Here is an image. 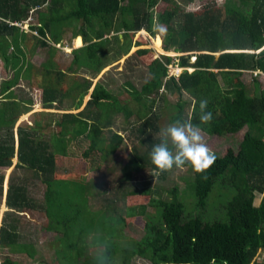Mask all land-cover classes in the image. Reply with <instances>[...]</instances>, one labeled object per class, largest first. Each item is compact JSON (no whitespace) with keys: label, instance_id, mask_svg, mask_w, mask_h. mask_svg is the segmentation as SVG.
Listing matches in <instances>:
<instances>
[{"label":"trees","instance_id":"trees-1","mask_svg":"<svg viewBox=\"0 0 264 264\" xmlns=\"http://www.w3.org/2000/svg\"><path fill=\"white\" fill-rule=\"evenodd\" d=\"M156 2L0 0V59L3 68L12 71L0 83V167L10 166L15 156V167L30 171L34 179L44 184L42 201L37 207L47 219V230L61 239L60 248L53 251L57 264H96L97 252L104 253L105 264H128L132 256L144 258L150 264H250L258 250L264 253V199L259 205L253 203L255 194L264 189V84L259 80L264 77V0H249L248 9V0H223L221 6H208L196 12L178 10L173 5L165 7L156 18L165 29L161 44L159 39L157 45L164 51L181 53L177 55L176 65L182 70L177 76H167L166 65L172 57L160 54V58L151 57L146 68L148 77L139 88L125 83L129 87H124L129 94L127 100L113 97L112 90L98 79L86 103L75 114L43 111L42 125L36 122L18 125L15 132L12 126L5 125L13 117L10 89L16 85L24 67V49H31L32 39L27 37L30 31L35 32L38 45L49 47L50 42L59 43L61 33L70 28L74 47H79L82 41L88 50L94 40L100 39L95 44L99 50L101 40L102 44L107 42L103 38L108 35L115 40L113 60H117L128 52L137 31L153 34L148 5ZM30 13L35 14L37 24H29L28 33L21 29L20 23ZM118 14L119 34L113 30ZM177 16L176 25L170 24ZM144 41L140 35L135 37L133 45ZM136 51L146 53L147 49ZM190 56L194 57L193 61L189 60ZM98 61L95 72L106 65ZM245 70L256 72L250 89L240 80ZM57 74L62 76L61 71ZM90 86L91 80L83 77L59 92L43 81L40 106L77 109ZM166 95L176 98L171 104L170 122L191 117L193 123L199 124L198 104L207 99L214 119L209 125H200L205 134L223 137L246 128L235 150L215 153L217 159L206 173L197 174L191 169L189 178L183 179L184 197L178 196L181 190L176 185L167 197H162L155 188L129 189L124 194L126 198L142 199L135 203L124 201L123 217L115 216L106 212L107 207H87L83 178L56 177L57 155H80L91 161L109 155L122 142L112 129H106V141L98 136L102 130L96 125L100 111L123 110L121 113L127 117L128 106L136 105L135 119L123 128H129L133 146L121 170L134 174L147 169L144 178L164 179L166 172L155 168L149 153L159 142L155 136L159 127L158 108L153 105L159 101L165 109ZM64 98L67 101L62 105ZM192 101H196L195 108ZM111 122L113 117H108L104 128ZM90 124H94L93 130ZM40 127L48 131V138H36L35 130ZM2 178L0 174V192ZM4 205L6 210L0 219V264H17L6 252H24L29 257L34 253L27 249L28 243L20 240L17 212L35 207L23 180L8 178ZM148 206L151 211H146ZM124 217L140 222L137 237L119 239L116 223L124 222ZM261 262L264 263L263 258L253 260L252 264Z\"/></svg>","mask_w":264,"mask_h":264},{"label":"rangeland","instance_id":"rangeland-1","mask_svg":"<svg viewBox=\"0 0 264 264\" xmlns=\"http://www.w3.org/2000/svg\"><path fill=\"white\" fill-rule=\"evenodd\" d=\"M169 2L157 0L153 5H148V9L152 12V31L153 34H147L146 32H136L132 36L128 52L121 56L117 60H113L115 57V40L113 37L106 35L103 39L107 42L102 44L99 50L96 49L95 44L100 40H94L91 43V47L88 50L84 44L79 47H74L73 38L71 37V30L67 28L65 32L61 33V38L59 43H49V47L38 45L34 36L35 32L30 31L31 49L25 50L24 67L22 69L21 75L18 78L16 85L12 86L10 89L12 95V105L10 107L13 117L5 125L12 126L13 132L18 125H32L36 122L38 125H42L44 122V117L42 115L43 111L57 112L54 109H44L40 106V91L41 83L43 81L51 83L57 91L62 92V90H67L70 86L72 87L75 82H80L83 77L86 79L90 78L93 80H98L101 77L100 82H102L105 87L108 86L112 90V93H116L118 98L123 95L126 96L125 90L121 89L120 85L124 81H130L135 88H139L141 83L148 77L146 68L150 59L153 57H159L160 54L168 55L172 57L169 64L171 67L177 61L178 52L164 51L157 45L160 39L161 44V33L157 26H161L157 23L156 18L164 10L170 6L178 7V10L196 12L200 11L204 7H217L221 6L223 0H168ZM248 6L250 7V2L248 0ZM67 8L65 6L64 10ZM179 16H177L170 24L176 25V21H179ZM35 14L30 13L29 16L21 21V29L23 31H29V24L36 23ZM37 24V23H36ZM73 25V23H71ZM77 26V25H76ZM25 28V29H24ZM120 18L119 14L116 15L113 22V30L116 33H120ZM29 33V32H28ZM145 38L144 42L139 45H133L135 37L139 36ZM48 36V34H47ZM151 40L153 42V47H151ZM147 49L146 53H138V49ZM10 48L7 49V52ZM96 56L95 60L93 58ZM98 57V58H97ZM152 57V58H151ZM160 58V57H159ZM106 62L100 71L95 72L99 61ZM191 58H189L190 60ZM167 64V69L169 67ZM178 68V67H177ZM62 72V76L58 77L57 72ZM169 71V70H168ZM11 69L3 68V61L0 59V83L11 76ZM95 74V75H94ZM254 71L245 70L240 75V80L244 82L250 89L252 87V79L255 77ZM94 75V76H93ZM260 82L264 84V77L259 78ZM129 89V87H127ZM120 96V97H119ZM185 96V94H183ZM186 97V96H185ZM175 97L172 95H166V108L162 102L157 101L153 107L158 110L157 112V124L158 132L155 134L159 138V132L162 127L170 122L173 106L171 104L175 101ZM10 101V99L6 100ZM64 98L62 105L66 103ZM136 107V105H133ZM61 112V111H60ZM75 112V111H73ZM104 115V114H103ZM110 116V112H108ZM115 121L117 122V118ZM101 117V116H100ZM105 115L97 121V126L101 130L98 136L106 141L107 130L102 126ZM120 121V120H119ZM94 124H90V130H93ZM56 130V127H54ZM246 128L243 127L241 130L235 134H227L223 137L216 135H205V139L208 147L216 154H223L225 152L235 150L237 143L242 137V133ZM36 138H48V131L43 127L35 130ZM123 134V133H122ZM125 135V134H124ZM93 137L96 135L92 134ZM136 143V141H135ZM138 143V142H137ZM132 140L125 137L122 140V144H119L117 148L111 152L109 155H101L100 159L91 160L89 158H84L82 156H61L57 155L55 159V174L56 177L62 179H72L75 177L83 178L86 183V198L87 207L90 209H105L106 212L112 215H122L124 214V201L128 203H135L140 201L142 198L135 196H129L126 198L124 196L125 192L129 189H142V188H155L162 197L168 196V191L176 185L182 189L184 182L183 179L189 178L192 171L191 168L185 166L182 169H173L171 172H166V177L160 179L157 177L144 178L143 175L147 174V169L140 170L138 173H128L122 171L121 168L124 166L125 162L128 160L132 153ZM16 161L15 156L11 159V165L8 167H0V174L3 175L1 183L0 192V219L3 211L6 210L4 205V196L6 192L7 181L10 176L13 178H20L23 180V185L26 188V193L34 203L35 207L25 208L22 211L17 212L19 218V226L21 232L20 240L22 242L28 243L27 249H32L34 251L33 257H29L24 252L22 253H11L6 252V254L17 264H57L54 260L53 251L59 249L61 246V239L57 238L53 231H49L46 228L47 219L43 215L41 209H38V205L41 204L42 194L44 191V184L39 181V179H34L30 171L23 168L15 167L14 163ZM126 184V186L124 185ZM180 191L178 196L184 197V193ZM186 195V192H185ZM187 196V195H186ZM126 198V199H125ZM264 199V189L261 193H257L254 196V205H259ZM113 200V201H111ZM152 208L149 206L146 211H151ZM107 214V213H106ZM110 214V215H111ZM109 215H107L108 217ZM125 221L116 223V231L118 233L119 239H130L135 238L140 234V222L135 218H126ZM113 220V219H111ZM263 255V256H262ZM264 259V253L258 250L255 259ZM252 262L250 264H252ZM111 264H122L121 262H115ZM128 264H150L148 260L132 256L129 259ZM261 264H264L261 262Z\"/></svg>","mask_w":264,"mask_h":264},{"label":"clouds","instance_id":"clouds-1","mask_svg":"<svg viewBox=\"0 0 264 264\" xmlns=\"http://www.w3.org/2000/svg\"><path fill=\"white\" fill-rule=\"evenodd\" d=\"M157 28L160 32L165 30L163 26ZM190 58L193 61L194 57ZM192 103L195 108L196 101ZM208 103L207 99L199 101V124L193 123L191 117H180L160 129L159 142L153 145L149 153L151 163L159 172H171L174 168L189 166L194 173L204 174L214 165L217 156L208 147L200 126L209 125L214 119L213 113L208 110ZM203 178L207 179V176ZM94 259L96 264H105L103 252H97Z\"/></svg>","mask_w":264,"mask_h":264},{"label":"crops","instance_id":"crops-1","mask_svg":"<svg viewBox=\"0 0 264 264\" xmlns=\"http://www.w3.org/2000/svg\"><path fill=\"white\" fill-rule=\"evenodd\" d=\"M181 54V53H180ZM171 65H173V64H171ZM176 65V62L174 63V66ZM177 66V65H176ZM178 67V66H177ZM178 68H181V67H178ZM181 70H182V68H181ZM102 77V76H101ZM101 77H99L98 79H100L101 80ZM90 80H91V86L89 87V89L87 90V93L83 96V98H82V103H81V105H80V107L79 108H77V109H70V110H58V109H54V110H56L57 111V113L58 112H71V113H73V114H75V113H77L83 106H84V104L86 103V101H87V99L89 98V93L91 92V89H92V86L94 85V83L97 81V79L96 80H93L92 81V79L90 78ZM127 82H129V83H131L130 81H124L120 86V88L121 89H123V90H125V88H127L128 86L125 84V83H127ZM101 84H103L102 82H101ZM132 84V83H131ZM133 85V84H132ZM104 87H105V85H104ZM125 87V88H124ZM135 87V86H134ZM106 88V87H105ZM126 93V96H122V97H120V98H118L117 96H116V93H112V96L113 97H116L119 101H122V100H127L128 98H129V94H127V92H125ZM121 103V102H120ZM151 110H152V107H151ZM73 111H75V112H73ZM94 112H97L96 110H93ZM125 111V110H124ZM135 111H137V107H132V106H128V109H127V112L129 113V115L127 116V117H125L124 116V114H122L121 112H123V110H117V112H110V116H108V112L107 111H100L99 112V116H98V120L100 121V118L102 117V116H104L105 115V120H107L108 119V117H113V122H111V123H109L108 124V126H107V128L106 129H112L113 131H115L121 138H122V140H124L125 139V137H128V138H130L131 137V135L129 134L130 133V131H129V128H127V129H123L125 126H126V124L128 123V122H131L133 119H135ZM104 114V115H103ZM117 115H119L118 116V118H117V122L115 121V117L117 116ZM101 116V117H100ZM104 120V121H105ZM120 120V121H119ZM97 123V122H96ZM97 125V124H96ZM103 127H104V122H103V125H102ZM128 127H130V126H128ZM103 130V129H102ZM123 133V134H122ZM125 134V135H124ZM120 144H122V142L120 143Z\"/></svg>","mask_w":264,"mask_h":264},{"label":"built area","instance_id":"built-area-1","mask_svg":"<svg viewBox=\"0 0 264 264\" xmlns=\"http://www.w3.org/2000/svg\"><path fill=\"white\" fill-rule=\"evenodd\" d=\"M25 29V28H24ZM139 32V31H137ZM136 34V33H135ZM167 66V65H166ZM167 68V67H166ZM169 70V71H168ZM181 71V68H177L176 65L171 67V64H169V67L167 69V76H177L179 72ZM255 73V72H254Z\"/></svg>","mask_w":264,"mask_h":264},{"label":"water","instance_id":"water-1","mask_svg":"<svg viewBox=\"0 0 264 264\" xmlns=\"http://www.w3.org/2000/svg\"><path fill=\"white\" fill-rule=\"evenodd\" d=\"M214 55H215V57H216L218 54H217V53H215Z\"/></svg>","mask_w":264,"mask_h":264},{"label":"bare ground","instance_id":"bare-ground-1","mask_svg":"<svg viewBox=\"0 0 264 264\" xmlns=\"http://www.w3.org/2000/svg\"><path fill=\"white\" fill-rule=\"evenodd\" d=\"M152 45H153V44H152ZM152 45H151V46H152Z\"/></svg>","mask_w":264,"mask_h":264}]
</instances>
